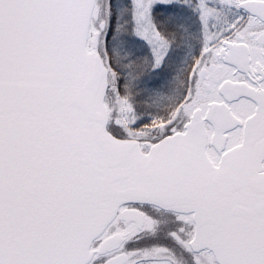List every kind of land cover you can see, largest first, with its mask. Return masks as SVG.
Returning a JSON list of instances; mask_svg holds the SVG:
<instances>
[{
    "label": "snow or ice",
    "instance_id": "6c2138e0",
    "mask_svg": "<svg viewBox=\"0 0 264 264\" xmlns=\"http://www.w3.org/2000/svg\"><path fill=\"white\" fill-rule=\"evenodd\" d=\"M0 264H264V0H0Z\"/></svg>",
    "mask_w": 264,
    "mask_h": 264
}]
</instances>
